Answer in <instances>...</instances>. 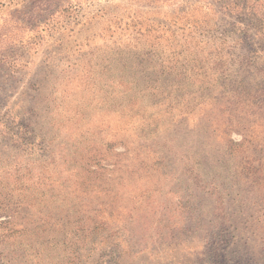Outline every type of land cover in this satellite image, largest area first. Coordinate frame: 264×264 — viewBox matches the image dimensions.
Listing matches in <instances>:
<instances>
[{
    "label": "rangeland",
    "instance_id": "374dc122",
    "mask_svg": "<svg viewBox=\"0 0 264 264\" xmlns=\"http://www.w3.org/2000/svg\"><path fill=\"white\" fill-rule=\"evenodd\" d=\"M51 13L0 68V264H264V0Z\"/></svg>",
    "mask_w": 264,
    "mask_h": 264
},
{
    "label": "trees",
    "instance_id": "16d2710c",
    "mask_svg": "<svg viewBox=\"0 0 264 264\" xmlns=\"http://www.w3.org/2000/svg\"><path fill=\"white\" fill-rule=\"evenodd\" d=\"M56 1L0 0V68L13 61L10 54L13 46L32 48L33 40L40 33L39 26L52 16L51 9ZM256 16L249 15L253 20Z\"/></svg>",
    "mask_w": 264,
    "mask_h": 264
}]
</instances>
